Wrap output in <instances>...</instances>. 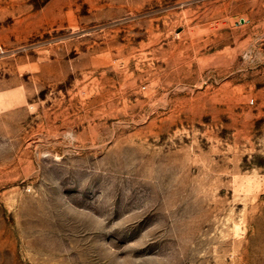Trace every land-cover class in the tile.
I'll use <instances>...</instances> for the list:
<instances>
[{
  "label": "rangeland",
  "instance_id": "obj_1",
  "mask_svg": "<svg viewBox=\"0 0 264 264\" xmlns=\"http://www.w3.org/2000/svg\"><path fill=\"white\" fill-rule=\"evenodd\" d=\"M0 264H264V0H0Z\"/></svg>",
  "mask_w": 264,
  "mask_h": 264
},
{
  "label": "built area",
  "instance_id": "obj_2",
  "mask_svg": "<svg viewBox=\"0 0 264 264\" xmlns=\"http://www.w3.org/2000/svg\"><path fill=\"white\" fill-rule=\"evenodd\" d=\"M252 103H254V101L252 100Z\"/></svg>",
  "mask_w": 264,
  "mask_h": 264
}]
</instances>
